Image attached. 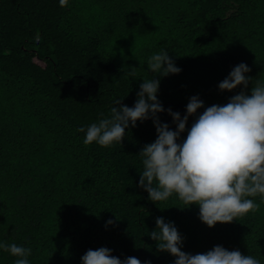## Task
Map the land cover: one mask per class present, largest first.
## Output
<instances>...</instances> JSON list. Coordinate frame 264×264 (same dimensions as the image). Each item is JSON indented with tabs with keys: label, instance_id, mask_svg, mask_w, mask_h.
<instances>
[{
	"label": "trees",
	"instance_id": "obj_1",
	"mask_svg": "<svg viewBox=\"0 0 264 264\" xmlns=\"http://www.w3.org/2000/svg\"><path fill=\"white\" fill-rule=\"evenodd\" d=\"M161 49L182 68L157 76L166 109L183 115L196 94L205 106L250 94L253 81L231 91L218 83L240 62L264 80V0H0V241L31 248V264H81L100 246L172 264L146 233L158 216L175 222L186 252L221 244L264 264L259 196L255 211L213 227L196 204L181 208L173 196L161 209L148 199L138 171L140 150L157 135L152 119L126 129L122 142L83 143L78 129L110 115L117 98L133 105L142 77L125 73L136 66L146 75L140 61ZM15 259L0 250V264Z\"/></svg>",
	"mask_w": 264,
	"mask_h": 264
},
{
	"label": "clouds",
	"instance_id": "obj_2",
	"mask_svg": "<svg viewBox=\"0 0 264 264\" xmlns=\"http://www.w3.org/2000/svg\"><path fill=\"white\" fill-rule=\"evenodd\" d=\"M67 0H59L64 6ZM146 63V75L138 73L136 66L126 71L129 77H142L137 99L132 106L114 101L110 115L81 127L85 145L95 142L110 146L122 142L126 129L135 127L137 121L152 119L156 129L154 141L144 144L139 154L142 169L138 186L148 193V199L157 203L175 196L184 207L198 205L199 219L209 227L217 222H231L259 204L254 197L264 201V80L247 76L251 71L245 62L232 67L228 75L218 83L221 91H231L243 85L246 89L253 81L250 94L241 90L230 96L225 104L205 106L199 94L192 95L182 115L165 108L158 92L159 77L178 74L177 66L166 50L152 52L141 62ZM140 68V67H139ZM151 73V75H150ZM203 108L198 113V109ZM172 117L169 123L161 121L159 113ZM190 117H195L188 127ZM187 133L182 138L183 133ZM110 218L106 224H113ZM155 228L146 232L156 241V250L166 251L175 259L172 264H261L251 254H243L238 248L229 250L221 244L203 253H190L183 249L184 237L174 221L158 216ZM0 250L17 257L14 264H31V248L16 243L0 241ZM113 249L100 246L89 248L81 257V264H151L135 256L121 259L113 255Z\"/></svg>",
	"mask_w": 264,
	"mask_h": 264
},
{
	"label": "rangeland",
	"instance_id": "obj_3",
	"mask_svg": "<svg viewBox=\"0 0 264 264\" xmlns=\"http://www.w3.org/2000/svg\"><path fill=\"white\" fill-rule=\"evenodd\" d=\"M40 63H43V62L40 61Z\"/></svg>",
	"mask_w": 264,
	"mask_h": 264
}]
</instances>
